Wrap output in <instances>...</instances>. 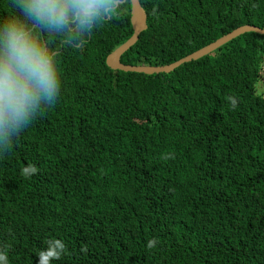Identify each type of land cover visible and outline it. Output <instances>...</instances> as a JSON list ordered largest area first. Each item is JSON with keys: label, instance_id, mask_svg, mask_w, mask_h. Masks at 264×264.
<instances>
[{"label": "trees", "instance_id": "trees-1", "mask_svg": "<svg viewBox=\"0 0 264 264\" xmlns=\"http://www.w3.org/2000/svg\"><path fill=\"white\" fill-rule=\"evenodd\" d=\"M119 3L91 33L51 39L59 94L0 146V253L37 264L57 238L52 264H264V33L168 73L116 69L107 58L134 33L132 2ZM140 3L130 66L264 28V0ZM10 14L0 0V20Z\"/></svg>", "mask_w": 264, "mask_h": 264}, {"label": "clouds", "instance_id": "clouds-1", "mask_svg": "<svg viewBox=\"0 0 264 264\" xmlns=\"http://www.w3.org/2000/svg\"><path fill=\"white\" fill-rule=\"evenodd\" d=\"M11 14L0 20V146L27 128L52 104L61 88V72L50 41L56 36L91 33L119 14V0H9ZM256 87H264L259 79ZM231 103L235 105L236 99ZM35 171L31 165L23 174ZM150 244L155 241H150ZM63 240L52 238L37 264H52L64 253ZM0 264H8L0 253Z\"/></svg>", "mask_w": 264, "mask_h": 264}, {"label": "water", "instance_id": "water-1", "mask_svg": "<svg viewBox=\"0 0 264 264\" xmlns=\"http://www.w3.org/2000/svg\"><path fill=\"white\" fill-rule=\"evenodd\" d=\"M131 2H132L131 21L134 27V33L129 40H127L125 43L117 47L107 58L108 64L116 69H122L126 71H139V72H145V73H159V72L168 73L184 62L196 60L200 57L210 54L211 52L218 49L219 47L229 42L230 40L234 39L235 37L239 36L240 34H243L249 31L264 33V28H260L258 26L244 25L222 36L221 38L210 43L209 45L169 65L130 66V65H126L122 63L121 57L130 47H132L135 44V42L139 38L140 33L147 27V13L145 9L142 7L140 0H131Z\"/></svg>", "mask_w": 264, "mask_h": 264}]
</instances>
